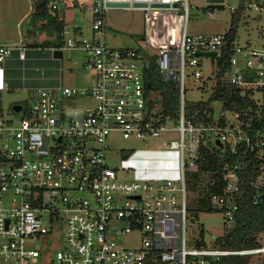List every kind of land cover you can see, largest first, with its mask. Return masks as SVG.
I'll return each mask as SVG.
<instances>
[{
  "label": "built area",
  "instance_id": "2783aa9c",
  "mask_svg": "<svg viewBox=\"0 0 264 264\" xmlns=\"http://www.w3.org/2000/svg\"><path fill=\"white\" fill-rule=\"evenodd\" d=\"M236 13L243 9L264 14V0H237ZM51 12L77 7L92 15L89 33L80 25L63 27L62 49L81 50L83 66L95 72L87 86L39 87L19 119L0 112V264H38L43 252L32 241L61 224V249L50 264H215L232 254L264 252L226 249L206 239L203 225L191 229V219L199 211L190 206L188 177L199 172V146L207 138L231 143L246 141L260 148L264 160V127L255 141L250 140L239 112L223 107L217 118L225 125H195L185 116L186 80L195 82L215 77L218 60L228 44V32H188L190 0H49ZM221 6V7H222ZM139 8L146 12L149 28L140 47H116L109 43L106 13L110 9ZM239 30L232 42L230 69L223 83L264 90V42L238 43ZM144 45L156 54L148 55ZM25 56V48L0 43V63L14 50ZM202 52V55H198ZM215 52V55L209 53ZM157 62L168 81L180 92L179 117L167 114L160 93L146 89L144 71L149 57ZM205 59L215 66L205 79ZM203 82L199 87L205 88ZM88 98L82 108L70 110L65 101ZM159 105V106H158ZM176 125L170 127V122ZM169 130L178 133L166 151L176 154L178 177H152L144 169L131 181L120 180V168L106 158L110 139L119 132L125 139L148 140ZM226 167V186L213 193L210 208L224 215L225 229L235 224L239 176ZM264 167V163H263ZM130 171V167H121ZM263 175L259 177L262 181ZM210 212V211H208ZM138 234V244L121 241Z\"/></svg>",
  "mask_w": 264,
  "mask_h": 264
},
{
  "label": "rangeland",
  "instance_id": "374dc122",
  "mask_svg": "<svg viewBox=\"0 0 264 264\" xmlns=\"http://www.w3.org/2000/svg\"><path fill=\"white\" fill-rule=\"evenodd\" d=\"M37 0H0V14L3 19L10 17L13 21L10 35H18V33H25V35H33L39 31L35 20L31 16L21 20L20 25L17 21L27 10L35 6ZM79 2L92 3L93 0H77ZM224 1L233 6L238 4L237 0H190L191 16L189 19L188 32H224L228 30L233 21L234 10L224 5L222 7L211 6L214 2ZM14 5H17L16 8ZM1 11V10H0ZM31 12V10L29 11ZM66 12V23L68 26L80 25L84 28L86 33L90 32L92 15L90 11H83L77 7L68 8ZM108 23V39L109 43L116 47H140L147 37V15L146 12L139 8H120L110 9L106 13ZM9 30V29H8ZM248 40L258 47L264 42V14H259L252 10H247L245 14L240 16L239 22V39L240 45H245ZM144 50L148 55L156 54V50L150 45H144ZM83 52L81 50H64L63 62V85L70 86H87L91 85L95 79V72L92 69H85L83 66ZM215 68L213 64L205 59L203 70L205 71V79L210 75V71ZM205 83V88L199 87V84ZM215 82V77L202 81H194L191 77L186 80L185 97L188 100L208 99L212 92L210 83ZM256 100L264 104V90L255 92ZM88 98H80L76 100H66L65 106L70 110L69 115H77L78 112L72 113L73 108H82L88 104ZM216 114L220 113L221 103L216 102ZM159 106V105H158ZM8 114V113H6ZM13 118L19 119L16 112H11ZM176 125V122H170L169 126ZM178 133L175 130H169L159 137H153L148 140L125 139L116 132L110 139L111 150L107 154V162L110 166L120 168L119 179L131 181L138 176L140 171L144 168L142 163L145 155L154 152L156 149H166L170 139H177ZM165 165L166 167H174L175 163H159V167ZM130 167V171H125L121 167ZM148 167V166H147ZM158 168V164L155 166ZM176 168V166L174 167ZM158 170V169H157ZM179 171L175 177H178ZM169 177V175L165 176ZM197 194L194 193L195 200ZM190 200V197H189ZM193 200V201H194ZM190 206L194 211H199V208ZM203 225L206 229V239L208 242H213L216 238L223 235L225 231L224 215L219 210L199 211L198 215L194 214V219H191V229L196 231L199 226ZM63 228L61 224L54 225L53 230L41 236L39 239L32 241V245L36 246L43 252V257L38 264H50L56 251L61 249L63 242ZM260 240L264 241V233L259 235ZM127 245L133 246L139 243L140 236L138 234H129L121 239ZM252 264H264V252H257L251 254Z\"/></svg>",
  "mask_w": 264,
  "mask_h": 264
},
{
  "label": "trees",
  "instance_id": "16d2710c",
  "mask_svg": "<svg viewBox=\"0 0 264 264\" xmlns=\"http://www.w3.org/2000/svg\"><path fill=\"white\" fill-rule=\"evenodd\" d=\"M49 0H39L36 8V18L47 17L49 23L56 22L57 30L64 27L60 13L50 11ZM242 8L233 14V21L227 34L228 44L219 57L220 70L217 76V86L208 99L186 100L185 116L195 125H225L224 118H217L216 102L221 103V108L232 112H239L240 119L250 140L255 141L264 127V104L255 98V91L246 92L242 88L229 83H223L222 76L231 67L232 42L239 30L240 14ZM49 45V44H47ZM145 85L149 92L157 96L161 94L164 110L174 118L179 117L180 92L174 82L168 81L157 62V56L149 57V65L144 71ZM260 148H252L245 140L238 143L236 150H232L231 143L216 142L209 138L202 141L199 146L197 159L200 171L189 174L188 185L190 201L199 209L210 208L211 195L223 192L226 186V167L236 168L239 176V190L236 194L238 208L235 212V224L225 229L223 235L217 239V245L226 249H252L264 246L259 238L264 233V176L263 158L259 155ZM197 194L195 200L192 198ZM194 200V201H193ZM215 264H252L251 254H232L222 257Z\"/></svg>",
  "mask_w": 264,
  "mask_h": 264
},
{
  "label": "crops",
  "instance_id": "0c3cea01",
  "mask_svg": "<svg viewBox=\"0 0 264 264\" xmlns=\"http://www.w3.org/2000/svg\"><path fill=\"white\" fill-rule=\"evenodd\" d=\"M38 2L39 0L30 9L31 12L27 10L20 15L17 21V24L20 25L22 19L31 16L35 20L33 22L39 28L36 34L29 36L25 35V33L10 35L13 21L10 20V17L3 19V16L1 17L0 15V43L25 48L24 57H20V51L14 49L0 63V112L9 117H15L10 115L11 112H16L20 114L19 116L26 113L28 102L37 88L54 87L64 83L62 57L65 49H62L64 45L63 29L58 31L56 28L57 23H49L47 17L36 18L34 13ZM14 6L18 8L17 5ZM0 10L1 14L2 9ZM57 11L61 14L60 20L63 19L65 26L67 24L65 8ZM52 14H55V12H52ZM56 48L63 50L62 57L54 56ZM142 161L140 164L146 168L144 169L145 174L149 176L164 178L169 175V177H174L178 173L176 154L166 151L164 148L162 150L156 149L154 152L145 155ZM170 161L175 163L176 168H174L175 166L166 167L165 165L159 167V163H168ZM157 164L158 168H155Z\"/></svg>",
  "mask_w": 264,
  "mask_h": 264
},
{
  "label": "water",
  "instance_id": "95a60500",
  "mask_svg": "<svg viewBox=\"0 0 264 264\" xmlns=\"http://www.w3.org/2000/svg\"><path fill=\"white\" fill-rule=\"evenodd\" d=\"M211 6H213V7H221L222 5H220V4H212ZM148 28H149V22L147 20V29ZM209 54L215 55V52H211ZM198 55H202V52H199ZM54 56H56V57H62L63 56V50L61 48H56L54 50ZM16 108H19V107H16ZM218 142L220 143V141H218Z\"/></svg>",
  "mask_w": 264,
  "mask_h": 264
}]
</instances>
